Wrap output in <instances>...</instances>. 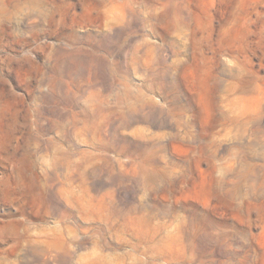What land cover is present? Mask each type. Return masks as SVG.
<instances>
[{"label": "rangeland", "instance_id": "obj_1", "mask_svg": "<svg viewBox=\"0 0 264 264\" xmlns=\"http://www.w3.org/2000/svg\"><path fill=\"white\" fill-rule=\"evenodd\" d=\"M0 264H264V0H0Z\"/></svg>", "mask_w": 264, "mask_h": 264}]
</instances>
